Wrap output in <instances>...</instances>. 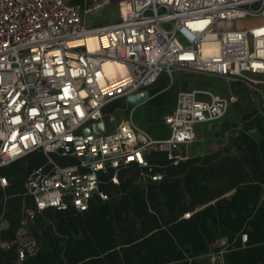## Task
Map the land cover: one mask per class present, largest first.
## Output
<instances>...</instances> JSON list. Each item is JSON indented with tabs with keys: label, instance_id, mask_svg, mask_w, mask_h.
<instances>
[{
	"label": "built area",
	"instance_id": "built-area-1",
	"mask_svg": "<svg viewBox=\"0 0 264 264\" xmlns=\"http://www.w3.org/2000/svg\"><path fill=\"white\" fill-rule=\"evenodd\" d=\"M112 2L118 21L98 24ZM263 17L264 0H0V168L36 152L48 157L25 182L35 209L24 211L14 241L20 261L39 250L29 235L37 212H86L93 199L108 201L101 186L119 185L129 165L149 168L152 151L180 160L179 147L198 127L222 122L239 96L180 91L164 139L140 128L134 111L117 121L108 104L182 69L252 89L264 118V25L235 28ZM100 123L105 133L96 135ZM53 154L75 163L60 165Z\"/></svg>",
	"mask_w": 264,
	"mask_h": 264
},
{
	"label": "trees",
	"instance_id": "trees-1",
	"mask_svg": "<svg viewBox=\"0 0 264 264\" xmlns=\"http://www.w3.org/2000/svg\"><path fill=\"white\" fill-rule=\"evenodd\" d=\"M172 76L161 75L148 89L150 99L142 107L151 113L149 132L153 123L164 131V117L189 84L207 89L198 75ZM124 101L108 104L104 112L120 110ZM235 107L221 122L229 134L220 149L178 161L152 151L149 168L129 165L121 170L119 185L101 186L108 201L95 198L86 212H37L29 235L39 250L23 261L13 242L23 206L35 209L25 182L48 165V157L36 152L0 168V184L1 178L8 180L5 189L0 186V216L10 222L0 234V243L8 247L0 246V264H215L212 257L223 264H264V118L255 112L233 117ZM50 157L60 165L75 163ZM221 240L226 244L219 245Z\"/></svg>",
	"mask_w": 264,
	"mask_h": 264
},
{
	"label": "rangeland",
	"instance_id": "rangeland-1",
	"mask_svg": "<svg viewBox=\"0 0 264 264\" xmlns=\"http://www.w3.org/2000/svg\"><path fill=\"white\" fill-rule=\"evenodd\" d=\"M72 1V0H70ZM118 7L115 2H112L109 7L104 9L101 13L95 15L96 22L98 24L108 23V22H116L118 21ZM92 25H96L95 22H92ZM264 25V17L260 19L249 18L243 21H238L236 23L235 28L238 30H247L249 28L258 27ZM175 74H184V75H198L200 76L199 81H204L208 83L207 89L213 91L218 95H227L230 93H237L239 96V101L237 107H235V111L231 113L233 117H241L246 113H251L257 111L259 108V98L257 94L251 89H248L244 85L241 84H229L223 79L214 78L211 76L201 75L194 72H189L182 69H177ZM195 79V78H194ZM193 89L197 90H207L202 88L199 85H196L195 82H192L188 86V91H192ZM132 111H134L132 113ZM132 113V119L135 121L140 128L147 131L152 136L156 137L157 135H162L166 133V129L161 131L158 128L157 123L150 124L151 130H147V126L149 125V119H151V113L148 112L145 107H131L126 103V100L123 103L122 108L115 112L109 113V116L113 115L120 121V119L126 120L130 117ZM233 129H231L232 131ZM228 130L222 123H211L209 125H203L198 127L197 136L194 142L190 145H182L180 147L178 155L181 157L190 156L194 153H208L209 151H213L215 149L220 148L226 137L228 136ZM215 258V259H214ZM212 261L215 264H223L222 261L218 259V257H212Z\"/></svg>",
	"mask_w": 264,
	"mask_h": 264
},
{
	"label": "water",
	"instance_id": "water-1",
	"mask_svg": "<svg viewBox=\"0 0 264 264\" xmlns=\"http://www.w3.org/2000/svg\"><path fill=\"white\" fill-rule=\"evenodd\" d=\"M150 99V93L144 91L142 93L134 94L126 99V103L131 107H139L147 103ZM92 130L96 135H103L105 133V125L103 123L95 124L92 126ZM91 133V129H86L84 134L88 135Z\"/></svg>",
	"mask_w": 264,
	"mask_h": 264
},
{
	"label": "crops",
	"instance_id": "crops-1",
	"mask_svg": "<svg viewBox=\"0 0 264 264\" xmlns=\"http://www.w3.org/2000/svg\"><path fill=\"white\" fill-rule=\"evenodd\" d=\"M237 94V93H236ZM259 106H260V103H259ZM259 108V107H258ZM258 111V110H257ZM257 111H255V113H257ZM217 123H221V122H217ZM211 124V123H210ZM209 125V124H208ZM166 129V134L167 133H169L168 132V130H167V127L165 128ZM198 131V130H197ZM164 135V134H163ZM181 147V146H180ZM180 147H179V150H180ZM218 149H220V148H218ZM218 149H215V150H218ZM179 150L175 153L177 156H179L178 155V153H179ZM214 150V151H215ZM179 157H181V156H179ZM7 182H8V180H7ZM0 186L3 188V189H5L6 187H4V186H2V184H0ZM33 203V202H32ZM25 205L23 206V209H22V214H21V216L24 214V211H25ZM4 217V215L3 214H1V216H0V234H1V232L3 231V230H6V229H8L9 228V226H10V222L8 221V220H2V218ZM13 244L15 245V243L13 242ZM226 244V240H221L220 242H219V245H225ZM0 246L3 248V249H8V247H7V245L6 244H1L0 243ZM17 253H18V248H17ZM18 260L20 261V259H19V256H18Z\"/></svg>",
	"mask_w": 264,
	"mask_h": 264
}]
</instances>
